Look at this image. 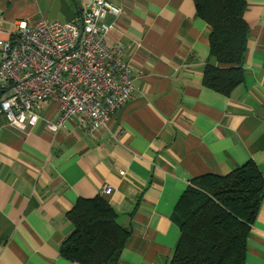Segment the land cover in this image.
Listing matches in <instances>:
<instances>
[{
    "label": "crops",
    "instance_id": "obj_1",
    "mask_svg": "<svg viewBox=\"0 0 264 264\" xmlns=\"http://www.w3.org/2000/svg\"><path fill=\"white\" fill-rule=\"evenodd\" d=\"M106 1L119 13L105 17V42L130 62L132 96L92 131L77 116L54 132L40 121L24 131L0 113V264H80L58 252L73 229L66 212L96 195L129 231L117 264H168L179 237L171 212L192 178L249 160L264 178V0H244V78L228 95L202 84L215 61L192 0ZM89 3L0 0V46L18 20H75ZM41 107L58 119L55 101ZM244 264H264V195Z\"/></svg>",
    "mask_w": 264,
    "mask_h": 264
},
{
    "label": "trees",
    "instance_id": "obj_2",
    "mask_svg": "<svg viewBox=\"0 0 264 264\" xmlns=\"http://www.w3.org/2000/svg\"><path fill=\"white\" fill-rule=\"evenodd\" d=\"M196 16L209 27V54L202 84L228 95L243 81L242 60L249 27L244 0H192ZM264 195V178L249 160L222 175L190 180L175 203L171 220L179 237L168 264H244L246 239ZM73 229L59 255L80 264H117L129 231L99 195L77 198L66 212Z\"/></svg>",
    "mask_w": 264,
    "mask_h": 264
},
{
    "label": "built area",
    "instance_id": "obj_3",
    "mask_svg": "<svg viewBox=\"0 0 264 264\" xmlns=\"http://www.w3.org/2000/svg\"><path fill=\"white\" fill-rule=\"evenodd\" d=\"M108 13L118 14L119 8L90 0L75 20L44 13L32 24L15 23L0 46V109L12 125L34 127L40 121L54 132L77 116L84 131L107 127L134 88L130 62L105 42ZM51 101L60 111L54 122L41 113Z\"/></svg>",
    "mask_w": 264,
    "mask_h": 264
},
{
    "label": "bare ground",
    "instance_id": "obj_4",
    "mask_svg": "<svg viewBox=\"0 0 264 264\" xmlns=\"http://www.w3.org/2000/svg\"><path fill=\"white\" fill-rule=\"evenodd\" d=\"M0 89H2V87H1V83H0ZM0 113H2L4 116H5V118H6V121L11 125V126H14V127H16V128H18V129H21V130H28V129H30V128H33V127H29V126H27V127H25V128H19V127H17V126H15V125H12L10 122H9V120L7 119V117H6V115H5V113L0 109Z\"/></svg>",
    "mask_w": 264,
    "mask_h": 264
}]
</instances>
